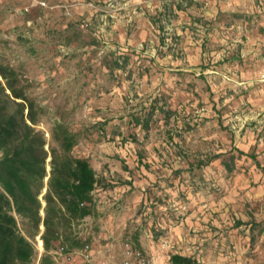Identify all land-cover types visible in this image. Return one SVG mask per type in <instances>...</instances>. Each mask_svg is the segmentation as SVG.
Here are the masks:
<instances>
[{"label": "rangeland", "instance_id": "rangeland-1", "mask_svg": "<svg viewBox=\"0 0 264 264\" xmlns=\"http://www.w3.org/2000/svg\"><path fill=\"white\" fill-rule=\"evenodd\" d=\"M40 1L0 0V53L47 139L55 118L80 133L74 154L99 179L84 219L97 258L131 242L152 264H264V174L231 150L264 166V0ZM155 102L174 113L136 124Z\"/></svg>", "mask_w": 264, "mask_h": 264}, {"label": "trees", "instance_id": "trees-1", "mask_svg": "<svg viewBox=\"0 0 264 264\" xmlns=\"http://www.w3.org/2000/svg\"><path fill=\"white\" fill-rule=\"evenodd\" d=\"M29 87L0 53V264H54L49 251L60 237L66 243L62 230L74 234L75 226L92 214L96 202V171L89 158L74 154L80 133L66 120L55 118L48 140L38 127L44 110L29 95ZM155 111L166 119L174 113L155 102L144 119L136 118V124L147 129ZM231 150L251 158L264 174V166L253 151L234 146ZM221 156L220 152L211 154L197 160L195 167ZM223 164L232 170L230 160H223ZM20 224L27 226L26 232ZM37 234L43 246L38 259L31 242ZM169 260L171 264L196 263L195 257L180 253L170 254Z\"/></svg>", "mask_w": 264, "mask_h": 264}, {"label": "built area", "instance_id": "built-area-1", "mask_svg": "<svg viewBox=\"0 0 264 264\" xmlns=\"http://www.w3.org/2000/svg\"><path fill=\"white\" fill-rule=\"evenodd\" d=\"M38 5H44L40 0H30ZM264 61V54H262ZM264 77V73H262ZM86 224L82 219L76 226L74 234L81 239V245L69 246L62 242L60 237L57 245L49 253L54 264H152L150 255L141 248L135 247L131 242H124L121 247V258L118 262L99 260L92 244L86 241ZM41 244V249H42ZM40 256V255H39Z\"/></svg>", "mask_w": 264, "mask_h": 264}, {"label": "bare ground", "instance_id": "bare-ground-1", "mask_svg": "<svg viewBox=\"0 0 264 264\" xmlns=\"http://www.w3.org/2000/svg\"><path fill=\"white\" fill-rule=\"evenodd\" d=\"M42 241L40 238H38V245L41 247Z\"/></svg>", "mask_w": 264, "mask_h": 264}, {"label": "water", "instance_id": "water-1", "mask_svg": "<svg viewBox=\"0 0 264 264\" xmlns=\"http://www.w3.org/2000/svg\"><path fill=\"white\" fill-rule=\"evenodd\" d=\"M47 179V178H46ZM43 192H45V189L43 190ZM43 214V212H41ZM41 229L43 230V225H41Z\"/></svg>", "mask_w": 264, "mask_h": 264}]
</instances>
